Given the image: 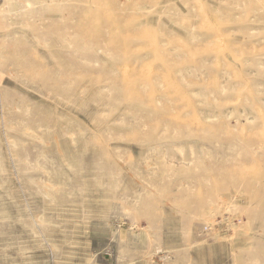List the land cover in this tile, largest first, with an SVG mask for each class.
I'll return each instance as SVG.
<instances>
[{"label": "rangeland", "instance_id": "obj_1", "mask_svg": "<svg viewBox=\"0 0 264 264\" xmlns=\"http://www.w3.org/2000/svg\"><path fill=\"white\" fill-rule=\"evenodd\" d=\"M0 264H264V0H0Z\"/></svg>", "mask_w": 264, "mask_h": 264}]
</instances>
